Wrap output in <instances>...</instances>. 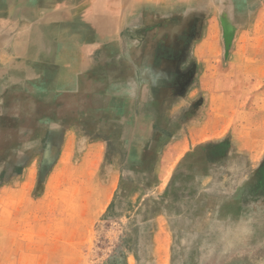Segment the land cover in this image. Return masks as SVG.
Segmentation results:
<instances>
[{
    "label": "rangeland",
    "instance_id": "1",
    "mask_svg": "<svg viewBox=\"0 0 264 264\" xmlns=\"http://www.w3.org/2000/svg\"><path fill=\"white\" fill-rule=\"evenodd\" d=\"M167 2L133 14L128 31L94 54L91 74L62 89L55 79L29 81L25 74L0 79V264H59L44 253L10 255L9 217L16 210L65 215L76 204L81 214L92 212L94 138L105 150L100 181L105 167L122 165L118 192L94 239L91 227L80 242L82 254L73 256L80 261L65 255L64 264L109 262L123 251L134 253L138 264H155L152 248L161 234L166 264H264V160L243 178L234 173L244 159L227 160L224 143L205 160L224 156L203 190H193L195 168L196 176L174 181L164 193L150 173L156 128L121 125L122 114L130 119L138 105L167 96L178 74H238L239 67L241 74L247 67L248 74H264V0ZM246 37L248 62L239 65L234 42ZM144 145L151 148L146 165ZM33 243L34 252L44 250L35 237Z\"/></svg>",
    "mask_w": 264,
    "mask_h": 264
},
{
    "label": "crops",
    "instance_id": "2",
    "mask_svg": "<svg viewBox=\"0 0 264 264\" xmlns=\"http://www.w3.org/2000/svg\"><path fill=\"white\" fill-rule=\"evenodd\" d=\"M127 1L0 0V79L7 73L25 74L29 81L55 79L54 85L62 89L71 80L81 78V74H91L94 54L103 46L112 47L132 26ZM115 7L120 10L116 11ZM237 51L239 65L248 62L247 37L243 43L240 39L238 44L234 42V53ZM241 52L246 54L243 59ZM121 119L122 126L133 130L141 126L156 128L158 138L153 149L156 155L150 173L164 193L172 188L174 181L196 176L195 168L200 172L192 181L193 190H203L212 181L211 174L216 173L215 164L224 162V156H218L212 163L205 160L224 143L231 153L225 157L227 160L244 159L242 170L234 173L244 178L264 160V74H248V67L244 74L240 67L238 74H178L170 83L167 96L138 105L136 116L129 119L122 114ZM131 142L145 143L141 139ZM131 147L128 158L132 157ZM142 150V162L146 165L150 163L151 148L144 145ZM104 155L102 141L92 139L89 155L92 212L81 214L76 209L79 204L73 205L65 215L30 217L18 215L16 210L9 217L10 245L14 246V250L10 247V255L44 253L57 256L55 262L59 264L65 263V255H72L73 263L80 261L81 257L78 261L73 258L82 254L80 242L86 239L91 227L94 239L96 225L108 214L118 192L122 165L105 167L102 181L97 176ZM113 182L114 187L108 193ZM66 233H70L67 249L64 248ZM34 237L44 250H32ZM164 239L161 234L160 241L153 243L155 264H166L169 248ZM119 263L138 264V259L134 253L123 251L109 262L96 264Z\"/></svg>",
    "mask_w": 264,
    "mask_h": 264
},
{
    "label": "bare ground",
    "instance_id": "3",
    "mask_svg": "<svg viewBox=\"0 0 264 264\" xmlns=\"http://www.w3.org/2000/svg\"><path fill=\"white\" fill-rule=\"evenodd\" d=\"M156 0H128L125 5L127 6V11H128V16L131 19V16L135 13H137L138 11L141 10H145V9H151L154 7V2ZM158 2L167 4V0H157ZM169 1V0H168ZM195 1H200V0H195ZM243 3H248L249 0H239ZM185 4V3H184ZM116 9V7H115ZM120 10V7H119ZM118 9H116V11H119Z\"/></svg>",
    "mask_w": 264,
    "mask_h": 264
}]
</instances>
